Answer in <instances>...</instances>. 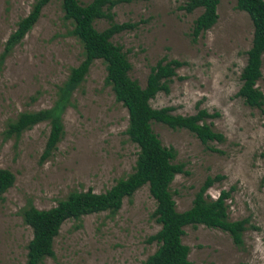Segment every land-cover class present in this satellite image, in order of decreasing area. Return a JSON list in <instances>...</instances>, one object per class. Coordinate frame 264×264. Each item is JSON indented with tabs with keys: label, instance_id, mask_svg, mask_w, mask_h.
Masks as SVG:
<instances>
[{
	"label": "rangeland",
	"instance_id": "rangeland-1",
	"mask_svg": "<svg viewBox=\"0 0 264 264\" xmlns=\"http://www.w3.org/2000/svg\"><path fill=\"white\" fill-rule=\"evenodd\" d=\"M85 4L90 0H77ZM186 0H129L111 9L113 21L135 23L110 40L120 45L131 68L128 75L144 85L149 67L161 57L185 64L176 69L168 92H157L152 108L171 107V113L187 115L197 108L217 112L206 119L223 134L222 142L206 145L186 129H171L151 122L161 144L175 150L174 162L187 172L176 174L169 189L176 210L189 207L205 176L223 179L206 193L214 198L231 189L225 201L229 220L247 218L242 243L236 246L220 229L203 225L184 227L182 243L188 260L196 264H264V100L251 108L236 95L245 63L252 27L247 14L235 8V0H219L216 22L194 40L189 33L200 9L180 8ZM33 0H0V52L3 42L24 16ZM101 30L104 19L94 21ZM58 0L44 5L39 17L0 64V168L14 180L0 200V264H23L30 228L19 210L27 200L38 209L55 205L71 190L102 192L132 170L137 148L124 134L125 108L115 102L104 83L100 59L88 67L84 80L73 91L71 105L61 115L62 135L51 155L39 162L48 132L46 122L24 130L18 137L3 138L9 120L21 111L46 108L68 69L81 59V47L68 33ZM256 86L264 97V53L261 78ZM154 200L147 185L123 198L113 214L91 213L65 220L53 239V256L41 264H141L156 245L145 237L158 229L150 217Z\"/></svg>",
	"mask_w": 264,
	"mask_h": 264
},
{
	"label": "trees",
	"instance_id": "trees-1",
	"mask_svg": "<svg viewBox=\"0 0 264 264\" xmlns=\"http://www.w3.org/2000/svg\"><path fill=\"white\" fill-rule=\"evenodd\" d=\"M49 1L33 0L28 12L17 20L14 29L3 42L0 64L30 30L39 17L41 8ZM58 1L62 18L70 24L68 33L80 44L82 57L75 66L68 69L65 78L56 86L50 106L17 113L14 119L6 123L3 138H16L33 125L46 122L48 132L39 162L47 159L61 138V115L71 105L73 91L84 80L91 62L100 59L105 69L104 83L110 87L114 101L119 102L126 110L124 134L135 144L137 151L132 170L116 179L102 192H93L90 188L71 190L64 198L57 200L55 205L46 209L35 208L27 200L19 210L22 222L30 228L23 264H41L44 258L53 256V239L65 220H78L84 215L102 211L113 215L119 209L122 199L130 197L142 185H147L148 193L154 200L150 217L159 227L144 239L146 243L154 242L156 247L141 264H196L188 260V247L181 240L186 226L203 225L220 229L230 236L234 245L240 246L248 219H228L225 201L230 197L231 189H221L214 198L206 193L210 186L223 179L222 175L205 176L194 192L189 207L176 210L169 184L176 174L187 172L183 169L182 162H174L175 150L163 146L151 129V122L161 123L171 129H186L208 150L221 153L206 145L210 141L224 140L222 133L213 130L210 123H206V119L218 116L217 112L209 113L204 108H197L192 114L180 115L171 113V107L152 108L149 104V100L157 92H168L173 77L180 78L176 76V69L185 62L161 57L149 67L144 85L140 86L128 75L131 65L120 45L110 40L112 35L135 26V23L113 21V6L129 0H90L85 4H80L77 0ZM218 2L219 0H186L180 6L187 13L200 9L190 28L192 40L216 22ZM235 8L247 14L252 27L236 95L248 107L259 109L264 100L262 92L256 86L261 78V56L264 53V0H235ZM99 19L107 22V26L101 30L93 26L94 21ZM260 156L264 157V151ZM13 180L14 176L9 170L0 168V200Z\"/></svg>",
	"mask_w": 264,
	"mask_h": 264
}]
</instances>
